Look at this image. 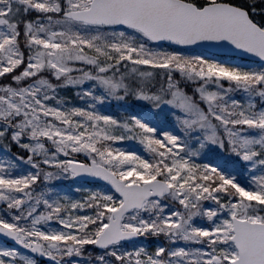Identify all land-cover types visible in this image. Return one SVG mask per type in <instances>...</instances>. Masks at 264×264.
<instances>
[{
  "label": "snow or ice",
  "instance_id": "6c2138e0",
  "mask_svg": "<svg viewBox=\"0 0 264 264\" xmlns=\"http://www.w3.org/2000/svg\"><path fill=\"white\" fill-rule=\"evenodd\" d=\"M0 264H264V0H0Z\"/></svg>",
  "mask_w": 264,
  "mask_h": 264
}]
</instances>
